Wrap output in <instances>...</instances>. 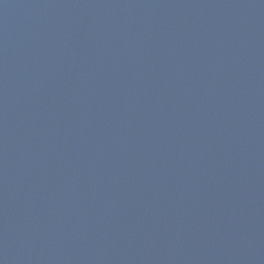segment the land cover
<instances>
[{"label": "water", "instance_id": "water-1", "mask_svg": "<svg viewBox=\"0 0 264 264\" xmlns=\"http://www.w3.org/2000/svg\"><path fill=\"white\" fill-rule=\"evenodd\" d=\"M0 264H264V0H0Z\"/></svg>", "mask_w": 264, "mask_h": 264}]
</instances>
